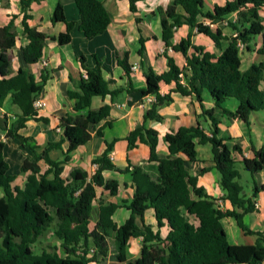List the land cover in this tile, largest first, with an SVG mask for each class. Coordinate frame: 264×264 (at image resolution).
I'll use <instances>...</instances> for the list:
<instances>
[{"label": "trees", "instance_id": "16d2710c", "mask_svg": "<svg viewBox=\"0 0 264 264\" xmlns=\"http://www.w3.org/2000/svg\"><path fill=\"white\" fill-rule=\"evenodd\" d=\"M35 1L40 0H20L24 11L22 25L28 39V43L21 47L25 64L43 59L49 39L61 45L70 43L71 31L76 24L67 19L65 6L59 0L52 21L65 22V31L55 36L31 26L29 19L32 15L28 11ZM139 1L129 0L132 11L137 10ZM76 3L80 13L79 28L86 37L92 39L104 33L113 20L105 2L76 0ZM203 4L204 0H173L171 7H159L166 49L181 52L187 62L181 67L174 57L165 52L169 65L167 71L159 74L152 67H144L147 85L141 91L146 97L155 96L145 120L163 119L160 109L173 101L172 92L194 96L201 105L197 124L181 126L167 133L165 139L173 156L159 157L158 131L142 123L127 135L128 146L133 148L139 143L149 145L148 161L155 163L133 165L129 162V166L124 168L117 166L110 156L116 142L114 139L108 141L104 152L93 160L97 164L94 173L74 168L68 176L64 174L65 166L71 160L72 152L85 144L91 138L90 130L110 115L111 105L92 108L93 98L113 97L123 88H110L102 74L100 62L93 68L87 64L85 55L78 57L83 75L78 87L68 91L77 113L61 118V127L69 144L64 158L54 159L50 152L61 148V142H52L42 148L34 136L21 133L30 120L49 121L48 117L40 115V109L35 106L49 73L46 67H43L39 77L23 66L15 70L11 60L5 56L18 41L15 16L0 27V126L7 130V139L19 140L27 150L20 166L21 172L27 173L26 182L24 186L14 185L17 175L9 172L10 164L5 156L6 142L0 140V189L4 192L0 196V264L100 263L108 256L111 237L118 249V259L126 264H254L264 259L262 232H259L260 239L256 245L235 247L222 223L224 217H235L243 229L252 232L245 225L243 214L235 210L236 207L243 208L244 212L255 209L252 198L239 181L242 177L240 167L252 175L263 170L264 147H253V157H243L240 161L236 159L233 153H243V149L238 144L232 148L228 145L229 137L221 135V121L215 114V108L219 107L249 125L251 113L264 110V60L242 70V49L239 46V42H243L252 48L251 42L261 35L263 43L258 52L264 56V17L259 12L264 7V0H228L208 12L203 11ZM179 5L183 7V13L175 10ZM233 13H237L235 20L229 18ZM200 16L210 23L200 21ZM183 24L190 26L189 35L173 43L175 28ZM225 27L231 30L229 35L224 32ZM194 29L209 36L222 49L221 54L194 44ZM140 42L142 54L145 39L140 38ZM127 57L128 53H125L123 59L119 57L118 60L129 74L131 65H128ZM172 82L175 83L172 91L163 94L162 83ZM205 91L214 100L212 108H205L203 104ZM9 96L12 104L19 109L15 119L1 109ZM229 97L238 100L236 111L223 107ZM201 117L208 120V129L202 125ZM103 128L97 129V135H104ZM197 143H211L220 185L225 191L223 199L228 200L233 208L222 209L217 205L216 199L203 186H199L198 175L189 171L187 163L197 160ZM42 162L48 166L45 170ZM208 169L206 167L202 171ZM107 170L131 172L135 184V192L127 205L131 215L121 225L113 219L120 206L114 202H100L98 219L93 221L97 187L109 190L112 195L119 191V180L106 178L104 172ZM261 189H264V185L259 186L255 181L253 196ZM149 208L154 209L159 227L168 225L166 236L144 222L145 212ZM138 216L142 219V225L137 222ZM48 231H52L59 245H55L53 250L37 252L35 245ZM140 236L143 238L141 254L129 259L126 254L129 241ZM153 247H156V252Z\"/></svg>", "mask_w": 264, "mask_h": 264}, {"label": "crops", "instance_id": "0c3cea01", "mask_svg": "<svg viewBox=\"0 0 264 264\" xmlns=\"http://www.w3.org/2000/svg\"><path fill=\"white\" fill-rule=\"evenodd\" d=\"M59 0H40L35 1L29 8L32 18L29 19L31 26L49 35H59L65 31L67 26L65 22L59 21L54 23L52 15ZM112 13L113 20L106 31L96 37L89 39L79 28L80 13L76 0H62L65 6V14L69 21H75V27L71 31L72 41L68 44L61 45L58 41L49 39L44 49V57L41 61L33 64H25L22 57L21 47L28 43L24 32L22 19L24 11L21 8L20 0H0V27L9 23L15 16V25L18 31V41L16 46L6 53V57L11 60L15 70L23 66L29 69L36 77H39L43 67H46L49 73V79L46 82L40 98L46 101V106L40 109V115L49 118L48 122L30 120L27 127L21 130L25 135L34 136L38 144L44 148L52 142H61V148L51 150L50 154L54 159H63L65 150L68 147V140L64 134V128L61 127V118L67 114H75L74 102L69 97V89H76L83 75L78 57L85 55L87 64L95 68L100 62V68L103 76L108 81L111 89L123 88V90L113 97L95 96L92 101V108H99L104 104H110V115L102 120L96 128L90 130L91 138L83 145L79 146L71 154V160L65 166V175L68 176L72 169L81 168L90 173H94L97 164L93 160L102 154L107 147L108 141L116 139L114 149L110 153L113 162L119 167L133 165H144L155 162H149L150 147L145 143H139L138 146L129 148L127 135L139 124L145 123L148 128L158 131L157 152L160 158L173 156L171 155L168 143L165 139L167 133L177 130L181 126H191L198 122V114L201 112L200 102L194 96H186L178 92H172L173 101L164 104L160 112L163 115L161 121L154 119L145 120L147 111L151 103L142 93L146 87L147 80L144 74V67H152L157 73H163L169 69L168 55L175 58L179 66L186 64V58L181 52H176L172 48L166 49L163 40V27L159 7L168 8L173 5V0H141L137 3V10L130 9L129 0H102ZM228 0H204L203 11H213L216 5H223ZM175 10L183 13L181 5L176 6ZM264 17V7L259 11ZM235 20L237 13L229 16ZM200 21L210 23L204 17H199ZM216 27L217 24H211ZM191 28L188 24L178 26L174 30L173 43H178L182 38L189 35ZM228 35L231 30L224 28ZM140 38L145 39V50L140 53ZM193 43L204 46L206 50L221 54L222 49L217 47L213 40L205 35L193 30ZM263 39L257 35L251 42L252 48L245 45L242 50V70H246L255 62L264 60V56L258 52L262 46ZM227 45V43H225ZM125 53H128V65H138V68L131 70L126 74L125 68L119 63V57L123 59ZM42 61H46L44 66ZM130 86L133 88L127 89ZM175 83H162L161 92L169 93L174 88ZM231 98V99H230ZM230 101L223 103V107L231 111H236L239 105L235 97H230ZM233 98V99H232ZM205 108L214 107V100L208 91L204 92ZM2 109L3 113H8L12 119L16 118V112L19 111L17 106L13 105L10 96L6 99ZM215 114L220 119L221 135L229 137L228 145L232 148L235 144L242 147L243 153L234 152L233 155L239 161L243 157H253V147L257 149L264 147V110H255L250 115V124L238 117H233L223 111L222 108L216 107ZM202 125L208 129L209 122L206 118H200ZM103 128L104 135H97V129ZM7 130L0 126V140L6 142L5 156L11 168V163L22 165L27 150L23 148L19 140L7 139ZM210 133V132H209ZM198 156L196 161L188 162L187 166L193 175H198V184L203 186L206 191L213 196L220 206L222 200V209L233 208L232 204L223 199L225 191L220 185V176L213 160L211 143H197ZM42 168L45 170L48 166L42 162ZM208 167L207 171H202ZM243 167H240L243 176ZM10 171V170H9ZM14 185L24 186L27 173L17 171ZM106 178H117L119 180V191L116 195L110 194L109 190L103 187H97V199L94 201L93 221L98 219V207L100 202H114L120 205L113 215V219L118 225L123 224L131 215V210L127 207L135 192V184L131 172L119 173L113 170L104 172ZM253 184L244 186L245 192L248 193L252 201L258 203L250 212H244L243 208L236 207L235 210L243 214L245 225L252 230L248 232L243 229L235 217H224L222 223L228 234L231 244L235 247L243 245H256L260 239L259 232L264 234V189H261L256 196L254 193V182L259 186L264 185V169L252 175ZM2 190V191H1ZM0 196L4 194L0 189ZM144 222L151 224L153 229L160 230L163 236L168 233V225L158 226L155 211L152 208L146 210ZM195 220V219H194ZM196 221V220H195ZM137 222L142 225L141 217H137ZM197 222V221H196ZM56 238V237H55ZM42 239V238H41ZM264 245V237H262ZM143 238L134 237L129 241L126 250L129 259H135L140 256L142 251ZM55 242V241H54ZM54 244L59 245L58 239ZM109 253L105 260L100 263L93 261L90 264H126L121 262L117 255L118 249L114 238L109 239ZM43 249V248H42ZM45 249V248H44ZM156 252V247H153ZM254 264H264V259Z\"/></svg>", "mask_w": 264, "mask_h": 264}, {"label": "rangeland", "instance_id": "374dc122", "mask_svg": "<svg viewBox=\"0 0 264 264\" xmlns=\"http://www.w3.org/2000/svg\"><path fill=\"white\" fill-rule=\"evenodd\" d=\"M245 49V48H244ZM230 98V97H229ZM231 99V98H230ZM230 99L227 101V103L230 101ZM233 99V98H232ZM225 101V102H226ZM19 166L15 165L13 163H11V168H10V173L11 174H16L18 173L17 171H19ZM243 171V176L239 179L240 183L243 184L244 186H247L249 184H253V180L254 178L252 177L251 172L244 170L242 168ZM2 191V190H1ZM1 193V192H0ZM57 238H55L54 234L52 233V231H48L47 233H45V235L42 237V239L35 245V249L37 252H40L42 250V248L47 249V250H53V247L57 244H54L56 242ZM55 241V242H54Z\"/></svg>", "mask_w": 264, "mask_h": 264}, {"label": "built area", "instance_id": "2783aa9c", "mask_svg": "<svg viewBox=\"0 0 264 264\" xmlns=\"http://www.w3.org/2000/svg\"><path fill=\"white\" fill-rule=\"evenodd\" d=\"M239 46L240 48L243 50L245 48V44L243 42H239ZM43 65L45 66L47 63L46 61H42ZM138 68V65H132L131 66V70H135ZM126 74H127V71L125 70ZM181 77H183V73L180 74ZM147 99L148 101L151 103L155 100V96L153 95H150V96H147ZM46 101L42 98H38L36 101H35V106L38 108V109H42L43 107L46 106ZM112 158V157H111ZM220 206H222V200L219 202ZM259 204L258 203H255V207H258Z\"/></svg>", "mask_w": 264, "mask_h": 264}]
</instances>
